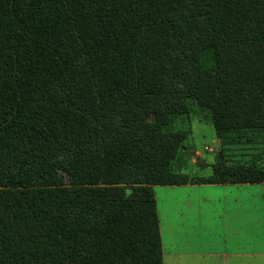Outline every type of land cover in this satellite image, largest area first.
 I'll list each match as a JSON object with an SVG mask.
<instances>
[{"label":"trees","instance_id":"trees-1","mask_svg":"<svg viewBox=\"0 0 264 264\" xmlns=\"http://www.w3.org/2000/svg\"><path fill=\"white\" fill-rule=\"evenodd\" d=\"M190 184H264V0H0V264H163L154 187Z\"/></svg>","mask_w":264,"mask_h":264},{"label":"crops","instance_id":"crops-1","mask_svg":"<svg viewBox=\"0 0 264 264\" xmlns=\"http://www.w3.org/2000/svg\"><path fill=\"white\" fill-rule=\"evenodd\" d=\"M154 193L163 264L168 257L192 259L229 256L233 259H240L241 257L256 256L255 252L257 251H261L260 254L264 256V251L260 247H257L255 251L246 250L241 244L231 241L230 235L232 230L250 219L255 221V224L264 222V184H190L175 187H154ZM216 195L221 197V200L217 199V202H214L211 198ZM233 195H238L240 201L247 197L250 198V204L255 209L259 208L260 212L256 213V211H248L247 208L240 207L239 201ZM212 216L216 217L221 225L217 227L223 232L218 247L219 251H212L211 238L198 239V234L193 233L196 229L211 231ZM108 221L112 222L111 219ZM217 227L216 229H218ZM229 244L233 246L231 252L228 248ZM100 259L111 261L110 256Z\"/></svg>","mask_w":264,"mask_h":264},{"label":"rangeland","instance_id":"rangeland-1","mask_svg":"<svg viewBox=\"0 0 264 264\" xmlns=\"http://www.w3.org/2000/svg\"><path fill=\"white\" fill-rule=\"evenodd\" d=\"M205 116V112H201L196 108L189 119L184 118L177 120L173 127L174 130H185L188 132L185 149L182 150L178 161L175 162L174 168L176 171L192 178L211 177L213 173L212 165L217 162L219 154L221 153V144L217 139L214 126L208 120H204ZM233 196H236L240 207L247 208L246 210L248 211H256V213L260 212L259 208L255 209L253 205L250 204V198L247 197L240 201L238 195ZM211 199L217 202V199L221 200V197H217L216 195ZM211 223V231L196 229L193 233L198 234V239H202V237L206 239L211 238L213 243L212 251H219L218 247L220 246L223 232L217 227L220 224L215 216H212ZM239 226L240 227L231 231V241L241 244L246 250L255 251L257 247H260L261 250L264 251V222L255 224V221L250 219V221ZM216 227L218 229H216ZM232 247L233 246L229 244L228 248H230V252ZM260 253L261 251H257L255 252V254H257L256 256L241 257L240 259H233V257L229 256L222 258L204 257L192 259L168 257L165 259V264H264V256Z\"/></svg>","mask_w":264,"mask_h":264}]
</instances>
